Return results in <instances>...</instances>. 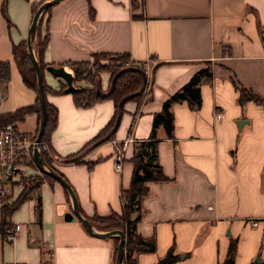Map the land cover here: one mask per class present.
Segmentation results:
<instances>
[{"label": "crops", "instance_id": "crops-1", "mask_svg": "<svg viewBox=\"0 0 264 264\" xmlns=\"http://www.w3.org/2000/svg\"><path fill=\"white\" fill-rule=\"evenodd\" d=\"M41 1L0 0V62L10 63L0 114L35 103L36 93L24 85L13 61L12 46L27 39L32 6ZM47 34L43 61L72 75L67 63L87 62L101 53L128 54L150 71L141 98L123 104L112 139L76 163L63 159L93 143L112 118L114 102L105 98L76 107L71 93L59 92L64 81L44 71L45 84L58 92L45 95L57 109L51 166L71 187L81 216L89 221L120 213L136 143L148 139L164 102L209 68L210 77L199 83L200 107L172 103L173 138L162 126L156 129L157 160L166 180L147 184L136 224L137 234L154 238L156 248L134 257L137 264H156L173 246L182 257L173 264H221L235 240L234 264L254 263L257 256L264 264V108L251 101L241 105L232 83L264 98V0H60L49 11ZM110 80L109 73H100L102 92ZM73 85L87 86L75 80ZM16 125L36 133L37 115L28 114ZM111 141L126 142L119 171ZM26 202L28 211L20 210V220L13 222ZM20 206L8 220L21 224V234L13 243L0 234V264H112L114 236H92L76 217L65 219L73 213L72 203L57 181L43 179Z\"/></svg>", "mask_w": 264, "mask_h": 264}, {"label": "trees", "instance_id": "trees-1", "mask_svg": "<svg viewBox=\"0 0 264 264\" xmlns=\"http://www.w3.org/2000/svg\"><path fill=\"white\" fill-rule=\"evenodd\" d=\"M47 0H42L40 3L32 6V16L35 15L39 6ZM132 4H135V0H132ZM52 6L45 9L37 23L36 31L34 34L32 48L38 65L41 68L42 78L44 71L46 70L48 63L43 61V54L47 45V23L48 15ZM93 15V11L90 8V16ZM44 29V34H42ZM13 61L17 67V70L22 78L24 85L32 89L36 93V100L33 105L19 108L13 112L0 114V127L8 123L20 122L28 114L35 113L37 115V130L40 121V106L37 97V79L34 68L32 66L27 42L22 41L17 45L12 46ZM91 59L93 62H69V66L73 72V77L76 82H83L87 86H79L78 89L71 92L74 105L76 107H89L94 103L108 98L114 102V114L106 127L98 134V136L92 141L103 137L113 126L117 116V104L119 100L127 95L132 94L128 100H139L146 87V82L142 86L141 74L137 71H127L121 73L116 81L112 92L108 96H101L95 91V83L99 78L100 73L107 72L112 76L121 68L126 66H138L144 69L143 64H137L130 60L128 54H92ZM108 59L112 63H106ZM145 71V69H144ZM146 73V72H145ZM210 69H204L197 72L188 83H186L177 92L171 95L163 104L160 112L156 113L153 117L152 128L150 136L146 140H142L136 143L135 151L131 162L133 163V172L130 182V187L127 191L121 194V211L120 213L112 212L107 216L94 215L89 219V222L93 227L99 231L120 230L124 235L123 243V256L121 264H137L134 253L138 251L153 252L156 248L154 238H144L137 234L136 224L140 220L141 215V199L148 193L147 184L151 181H164L166 178L162 174V170L157 160V138L156 129L159 126L164 128L165 134L168 138H173V114L170 110L172 103L186 102L191 109L197 110L201 104L199 83L203 76L210 77ZM147 79V76H146ZM10 80V63L0 62V83L7 84ZM234 87L238 90V101L241 105L245 102L251 101L264 108V98L255 93L250 88L240 86L234 80H232ZM65 85H62L59 92H63ZM43 91L47 93H58L52 91L44 82L43 79ZM57 125V109L49 104L45 99V127L41 137V140L49 145L50 136ZM36 130V133H37ZM113 137V135H112ZM109 138L107 141L112 139ZM91 142V143H92ZM89 145V144H88ZM86 145L85 147H87ZM77 154L67 156L63 159L66 163L79 162L75 159ZM44 162L54 171L51 166L50 157L46 152L42 153ZM90 167V163H86ZM57 172V171H56ZM43 179L54 180L52 177L42 174L41 176L35 175L22 180V189L18 197L10 204H6L2 207L0 213V234H4V229L10 224L9 216L20 206V204L26 200L29 195L43 182ZM39 207V203L37 208ZM113 256L112 264L115 263L117 246L119 243V237L113 238ZM236 252V241L231 240L226 258L221 264H234V256ZM182 257L174 253V247H170L164 257H162L156 264H173L179 261ZM255 264V263H250Z\"/></svg>", "mask_w": 264, "mask_h": 264}, {"label": "water", "instance_id": "water-1", "mask_svg": "<svg viewBox=\"0 0 264 264\" xmlns=\"http://www.w3.org/2000/svg\"><path fill=\"white\" fill-rule=\"evenodd\" d=\"M60 0H47L44 3H42L39 8L37 9L35 15L32 18V22L29 28V32H28V36L26 39L27 42V46H28V53H29V57L32 63V66L34 68L35 71V75H36V79H37V97H38V102H39V106H40V121H39V126H38V130H37V141L41 140L43 131H44V127H45V94L43 91V78H42V72H41V68L38 65L36 58L34 56L33 53V48H32V42H33V38H34V34L36 31V27H37V23H38V19L41 15V13L47 9L50 6H53L54 4H56L57 2H59ZM46 70L52 74L54 77L56 78H61L64 83H65V88L63 89L64 93H71L75 90H77L78 88L75 87L73 85V80L74 77L71 74V72L67 71L64 66H53V65H49L47 66ZM127 71H137L141 74L142 77V86L144 85V83L146 82V73L144 71V69L138 67V66H126L124 68H121L120 70H118L111 78L110 80V85L109 88L106 92H102L100 89V85L99 82L96 81L95 83V91L97 94L101 95V96H108L115 85V81L117 79V77L123 73V72H127ZM132 96V94H127L125 96H123L118 104H117V116L115 119V122L112 126V128L100 139L96 140L95 142H93L92 144H90L89 146H87L80 154H78L76 156L75 159H80L85 153H87L90 149H92L93 147L97 146L98 144L107 141L109 138L112 137V135L114 134L116 128L118 127L119 121H120V117L122 114V107L123 104ZM34 160L38 166V168L40 169V171L45 174L48 175L50 177H52L55 181H57L69 194L70 199H71V203H72V210L73 213L72 214H66L65 215V219L67 220H72L73 217H76L81 224L83 225V227L85 228V230L92 236L98 237V238H105V237H112V236H117L119 237V243L117 246V252H116V258H115V263L114 264H121L122 261V256H123V243H124V235L123 232L120 230H110V231H105V232H98L94 229V227L91 225V223L85 219L84 217L81 216L79 209H78V204H77V200L76 197L71 189V187L69 186V184L54 170H52L49 166H47V164L42 160L41 156L37 153L34 152ZM255 264H261L260 258L259 256H257L254 260Z\"/></svg>", "mask_w": 264, "mask_h": 264}, {"label": "built area", "instance_id": "built-area-1", "mask_svg": "<svg viewBox=\"0 0 264 264\" xmlns=\"http://www.w3.org/2000/svg\"><path fill=\"white\" fill-rule=\"evenodd\" d=\"M153 67L155 62L150 61ZM149 73L148 71H146ZM2 86L0 83V102L2 97ZM217 118L221 114L216 115ZM37 133L22 132L16 123H8L0 127V213L4 205L10 204L15 200L16 191L22 188V180L30 176L43 173L38 168L34 160V152H37L42 160V153L46 152L50 155L49 145L42 140L37 141ZM114 146V168L116 171L121 169L123 163V151L126 142L122 144L111 141ZM48 166V165H47ZM253 226L257 223L253 222ZM22 231L20 223H10L4 229V239L6 242H15ZM5 264H22L17 262H9Z\"/></svg>", "mask_w": 264, "mask_h": 264}, {"label": "rangeland", "instance_id": "rangeland-1", "mask_svg": "<svg viewBox=\"0 0 264 264\" xmlns=\"http://www.w3.org/2000/svg\"><path fill=\"white\" fill-rule=\"evenodd\" d=\"M44 29H42V34H44ZM90 62H93V59H90ZM104 62H106V63H109L110 62V64L112 63L111 61H109L108 59H106V61H104ZM1 86H2V97H1V100H4L5 99V97H6V90L4 89L3 90V86H5L4 84H2L1 83ZM3 108H0V111L2 110ZM28 209H29V205H28V203L26 202L25 204H23V205H21L20 207H19V209L13 214V216H12V221L13 222H16L17 220H20V218H19V214H18V212L20 211V210H24L25 212L26 211H28ZM22 212V211H21Z\"/></svg>", "mask_w": 264, "mask_h": 264}]
</instances>
